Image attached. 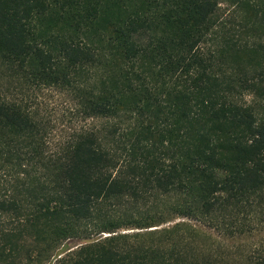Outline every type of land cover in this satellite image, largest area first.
<instances>
[{"label": "trees", "instance_id": "16d2710c", "mask_svg": "<svg viewBox=\"0 0 264 264\" xmlns=\"http://www.w3.org/2000/svg\"><path fill=\"white\" fill-rule=\"evenodd\" d=\"M42 88L96 123L54 144ZM0 176V264H264L198 228L264 225V0H0Z\"/></svg>", "mask_w": 264, "mask_h": 264}, {"label": "rangeland", "instance_id": "374dc122", "mask_svg": "<svg viewBox=\"0 0 264 264\" xmlns=\"http://www.w3.org/2000/svg\"><path fill=\"white\" fill-rule=\"evenodd\" d=\"M219 24L227 28H238L239 25L247 21V14L241 6H234L231 2H223L220 6ZM219 25V26H220ZM221 27V26H220ZM242 33L244 40L250 39L249 33ZM16 82V81H13ZM30 100L33 110L46 121L50 130L53 132L54 144L66 142L69 137L78 129L95 124L96 122L85 120L80 114L73 97L59 89L42 88L35 91H30L26 94ZM244 101L249 105L258 106L261 104V99L256 93H248L244 96ZM0 176V181L2 182ZM185 221L189 220H176ZM192 224H196L191 222ZM201 232L210 238V242H214L216 246H221L225 256L230 260H239L245 263L261 248L264 247V225L260 226L254 233L236 236L225 237L211 229L204 228L198 225ZM76 242H69L58 248L52 255L32 260L28 264H55L56 257L66 248L76 249ZM10 264V263H6ZM15 264H27L26 262H16Z\"/></svg>", "mask_w": 264, "mask_h": 264}]
</instances>
